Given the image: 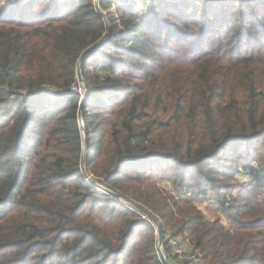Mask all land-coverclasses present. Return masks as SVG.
Here are the masks:
<instances>
[{
    "label": "trees",
    "instance_id": "16d2710c",
    "mask_svg": "<svg viewBox=\"0 0 264 264\" xmlns=\"http://www.w3.org/2000/svg\"><path fill=\"white\" fill-rule=\"evenodd\" d=\"M128 1L0 0V264H163L89 177L167 251L264 264V0Z\"/></svg>",
    "mask_w": 264,
    "mask_h": 264
},
{
    "label": "rangeland",
    "instance_id": "374dc122",
    "mask_svg": "<svg viewBox=\"0 0 264 264\" xmlns=\"http://www.w3.org/2000/svg\"><path fill=\"white\" fill-rule=\"evenodd\" d=\"M133 1V3L137 0H129L128 2H123V6L127 7L128 5H130V3ZM140 3L142 2L141 0ZM98 2V0H97ZM140 7V6H139ZM97 9L102 12L104 15L107 13V11H104L102 9V7L97 6ZM138 10L143 11L144 8H138ZM112 14H115L116 12V8L112 7L109 10ZM107 37V35L105 36V38ZM84 137V136H83ZM87 151V148L84 147V157H85V152ZM84 160H83V167H84V172L88 175L86 168L84 166ZM89 177V175H88ZM96 179H93L91 177H89L87 179V181L89 182H93L94 184H96V187L98 188L99 191H104L105 189H103V186H105L106 188L107 185H103V183L99 182V181H94ZM97 183L101 184L97 186ZM158 183L162 186V187H166L167 189L171 190L172 192L175 193L176 196L180 197H187V196H191L192 194H196L194 192V190H182V189H178L172 181H169L166 177L161 179H158ZM108 191V190H106ZM113 191V190H112ZM115 192V191H113ZM117 193V192H115ZM110 194H112L110 192ZM119 194V193H117ZM121 197L120 200H122L123 203L127 204L128 206L132 207L134 210L138 211L139 213H141L143 215V217L147 220H149L153 226L155 227L156 230V234L158 236V242H157V250H158V254H159V258L161 260V262L163 264H206L205 262H203L201 260V258L198 256L197 252L194 250L193 246L189 243V241L184 238L181 235L178 234H173L171 232V230H169L168 234H167V240H168V247H169V251H167V249L165 248V246L163 245V243H159V226H160V222H162V218L160 215L156 214L153 216L150 214L151 212L148 210V208H146L145 206L143 207L142 204L129 199L127 197H125L123 194L119 195ZM201 199H204L203 201H201ZM196 205H198V208H200L202 210V212L205 214L206 218L209 221H214L216 219H219L222 223L224 224H228V219L226 218V216H224L216 207V203H212L210 200H208L206 197L201 196L200 197V201L196 202ZM162 234V232H161ZM170 237H175L179 240L180 242V246L181 249L183 251L182 255H177L173 249L170 247L169 245V238ZM163 239V236H162Z\"/></svg>",
    "mask_w": 264,
    "mask_h": 264
},
{
    "label": "built area",
    "instance_id": "2783aa9c",
    "mask_svg": "<svg viewBox=\"0 0 264 264\" xmlns=\"http://www.w3.org/2000/svg\"><path fill=\"white\" fill-rule=\"evenodd\" d=\"M71 91L80 92L84 96V87L81 84L80 77H78L77 82L73 84ZM169 245L177 255H182L183 251L181 249L180 242L177 238L170 237Z\"/></svg>",
    "mask_w": 264,
    "mask_h": 264
},
{
    "label": "water",
    "instance_id": "95a60500",
    "mask_svg": "<svg viewBox=\"0 0 264 264\" xmlns=\"http://www.w3.org/2000/svg\"><path fill=\"white\" fill-rule=\"evenodd\" d=\"M92 49V48H91ZM90 49V50H91ZM85 55H86V53L84 54V56L81 58V64H82V61H83V59H84V57H85ZM80 81H81V84H82V86L84 87V98L86 97V95H87V90H86V86H85V84H84V82H83V80L80 78ZM83 98V99H84ZM83 102V100L81 101V103ZM79 122H80V125H81V129H82V131H83V136H84V139H85V134H84V125H83V119H82V116H81V109H79ZM85 148H87L86 147V143H85ZM86 153V152H85ZM98 185H101V184H99V183H97V186ZM95 186H96V184H95ZM103 189H105L104 191H106V190H108V191H106L107 193H112V194H114L115 196H117L118 198H120L121 199V197L119 196L120 194H117V193H115V192H113L111 189H109V188H106L105 186H103ZM159 230H160V233H159V243L161 244V243H163V239H162V234H161V229L159 228Z\"/></svg>",
    "mask_w": 264,
    "mask_h": 264
}]
</instances>
